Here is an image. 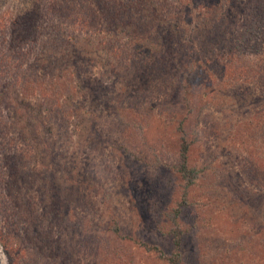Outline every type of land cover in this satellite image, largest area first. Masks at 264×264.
Segmentation results:
<instances>
[{
	"label": "rangeland",
	"instance_id": "obj_1",
	"mask_svg": "<svg viewBox=\"0 0 264 264\" xmlns=\"http://www.w3.org/2000/svg\"><path fill=\"white\" fill-rule=\"evenodd\" d=\"M40 1L41 10L49 7L48 0ZM30 5L24 0H0L7 29L18 12ZM230 9L233 25L224 42L212 49L209 62L214 59V71L207 70L206 80L193 72L205 61L192 56L185 64L176 53L166 55L162 63L146 58L140 74L134 72L133 60L139 54L135 51L142 41L136 30L125 42L112 37L113 42L98 30L83 33V52L75 60L94 62L82 74L66 70L61 102H68L72 111L54 121L50 134L39 130L37 145L45 171H59L55 180L73 191L64 194L70 201L64 210V248L73 250L72 264L76 260L79 264H166L158 251L168 255L174 250L171 219L181 231L183 264H244L263 254L264 82L254 72L233 73L226 63L225 45H232L244 21L235 2ZM52 15L44 12L37 17L35 42L21 50H31L22 63L32 62L37 53L49 56L51 50L44 42L55 36L48 31L51 25L63 31L54 43L59 52L67 46L66 35L77 36L68 20L51 22ZM55 59L64 65L62 57ZM152 63L164 68L148 70ZM20 70V74L0 76V92L6 95L2 102L11 117L15 113L26 122L29 118L20 111L28 102L37 105L41 91L38 84L33 92L27 86L21 90L24 72ZM194 77L201 83L194 84ZM42 117H37L39 123ZM56 125H64V154L57 151L63 156L64 170H54L49 159L56 154V146L51 145ZM183 131L190 144L189 165L199 170L195 184L187 189L178 174L158 162L177 163ZM254 171L258 173L252 175ZM250 217L257 226L252 235L242 230L253 226L247 224ZM0 264H7L1 245Z\"/></svg>",
	"mask_w": 264,
	"mask_h": 264
},
{
	"label": "trees",
	"instance_id": "obj_2",
	"mask_svg": "<svg viewBox=\"0 0 264 264\" xmlns=\"http://www.w3.org/2000/svg\"><path fill=\"white\" fill-rule=\"evenodd\" d=\"M24 1H29L31 7L18 12L16 20L10 21L9 29L5 14L0 13V76L11 72L20 74V69L23 70L24 64H28L23 70L24 77L19 81L22 85L20 89L27 86L33 92L34 86L38 84L41 94L37 105L28 102L26 109L20 111L29 118L23 122L15 113V119L11 117L10 109L2 102L6 95L0 92V245L7 264H72L73 250L68 246L66 250L64 248V210L70 207V201L64 199V194L67 196L73 191L65 190L64 183L55 180V173L59 171H45L37 145L41 137L39 130L50 134L54 121L61 115L63 119L69 110L72 111L68 102H61L66 70L82 74L94 62L84 61L87 59L83 58L78 64L75 60L76 54L82 55L83 52V33L91 34L98 30V34L107 33L111 41L114 37L125 42L136 30L142 41L139 51H135L139 54L133 60L134 72L140 74L139 69L144 66L146 58L151 62L160 59L162 61L159 63H162L166 55L176 53L185 64V59L192 56L205 61L193 72L197 71L196 75L200 74L206 80L204 77L207 70L214 71L211 65L214 59L209 62L210 55L214 53L212 49L224 42L227 38L225 32L233 25V19L228 14L232 11L230 4L235 2L244 21L239 36L237 33L233 35L232 45H225L229 62L226 63L233 69V73L247 75L248 72H254L264 82V0H84L81 8V0H48L49 7L44 11L40 8V0ZM44 12L53 14L49 19L51 22L68 20L77 36L66 35L64 38L68 42L67 46L63 52H59V46L54 43L63 31L51 25L48 31L55 36L44 42L51 50L49 56L43 57L42 53H37L39 56L36 54L32 62L22 63V57L29 56L31 50L24 53L21 50L35 42V38L32 39L33 30H37L34 22ZM193 20L197 26L195 30L192 29ZM12 24L16 25V29L11 28ZM133 34L136 36V33ZM56 55L64 59V65L56 61ZM177 66L181 69L180 63L177 62ZM161 68L164 67L158 68L155 63L147 66L153 72ZM36 72L41 74L39 78L33 75ZM194 80V84L201 83L196 77ZM2 109L4 114L1 113ZM34 115L35 119L29 124ZM41 115L43 120L39 123L37 117ZM61 127L64 132V125H56L55 144L51 142L52 146H56V154H50L52 150L46 147L54 170L57 167L64 168L63 156L57 153L59 151L64 154L61 151L65 143ZM189 151L190 144L183 131L177 163L167 166L158 161L162 167L178 174L186 189L195 184L199 173L195 166L189 165ZM57 157L61 159L57 160ZM251 173L254 175L258 172ZM171 222L174 225V250L168 255L158 251L159 259L166 264H183L181 231L174 219ZM251 223H254L253 226H250ZM247 224L251 228L245 227L242 230L252 235L257 229L254 218L250 217ZM262 253L255 259L246 260L244 264H264V251ZM75 264H79L78 260Z\"/></svg>",
	"mask_w": 264,
	"mask_h": 264
}]
</instances>
